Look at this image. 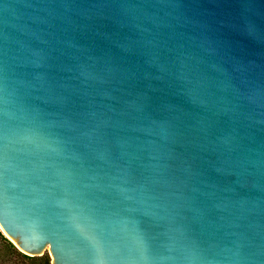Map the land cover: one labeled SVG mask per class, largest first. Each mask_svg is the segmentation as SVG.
Masks as SVG:
<instances>
[{
	"label": "water",
	"instance_id": "95a60500",
	"mask_svg": "<svg viewBox=\"0 0 264 264\" xmlns=\"http://www.w3.org/2000/svg\"><path fill=\"white\" fill-rule=\"evenodd\" d=\"M0 230L51 264H264V0H0Z\"/></svg>",
	"mask_w": 264,
	"mask_h": 264
},
{
	"label": "trees",
	"instance_id": "16d2710c",
	"mask_svg": "<svg viewBox=\"0 0 264 264\" xmlns=\"http://www.w3.org/2000/svg\"><path fill=\"white\" fill-rule=\"evenodd\" d=\"M0 264H51V258L47 252L36 256L22 253L0 230Z\"/></svg>",
	"mask_w": 264,
	"mask_h": 264
},
{
	"label": "rangeland",
	"instance_id": "374dc122",
	"mask_svg": "<svg viewBox=\"0 0 264 264\" xmlns=\"http://www.w3.org/2000/svg\"><path fill=\"white\" fill-rule=\"evenodd\" d=\"M1 252L2 253H6L5 251H4V249L3 248H1ZM45 252H47V251H45ZM48 253V252H47Z\"/></svg>",
	"mask_w": 264,
	"mask_h": 264
}]
</instances>
